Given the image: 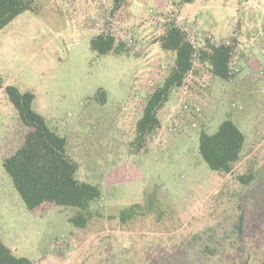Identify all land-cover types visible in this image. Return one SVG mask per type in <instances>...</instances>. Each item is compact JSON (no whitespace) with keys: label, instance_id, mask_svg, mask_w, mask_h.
Wrapping results in <instances>:
<instances>
[{"label":"rangeland","instance_id":"rangeland-1","mask_svg":"<svg viewBox=\"0 0 264 264\" xmlns=\"http://www.w3.org/2000/svg\"><path fill=\"white\" fill-rule=\"evenodd\" d=\"M239 1L238 9V0H196L191 37L238 32L236 74L191 73L140 152L132 148L138 122L176 62L155 38L169 19L187 24L162 10L165 0H129L117 11L114 0H30L1 29L0 238L16 255L34 264H264V0ZM103 31L127 41L130 54L93 50ZM247 48L255 78L238 65ZM7 85L34 93L33 108L66 138L78 177L100 187L87 227L70 220L74 207L30 210L15 187L4 159L26 126ZM225 119L246 137L229 174L200 153L202 130L215 133Z\"/></svg>","mask_w":264,"mask_h":264},{"label":"trees","instance_id":"trees-1","mask_svg":"<svg viewBox=\"0 0 264 264\" xmlns=\"http://www.w3.org/2000/svg\"><path fill=\"white\" fill-rule=\"evenodd\" d=\"M170 1L175 8H180L195 0ZM128 2L114 0V9L117 11ZM30 7V0H0V31ZM155 42H159L164 50L174 51L176 62L164 83L149 97L144 115L138 122L137 136L132 142V148L137 152L146 150L150 136L161 127L158 111L175 88L185 85L190 74L195 71L196 63L206 65L213 76L229 79L237 72L234 61L242 51L238 49L236 36L220 41L206 37L202 45L197 47L189 32L175 19L166 21L164 32L155 38ZM91 47L101 55L131 52L127 41L118 40L110 31L96 35L91 41ZM3 83L0 75V87ZM5 91L26 126V136L18 148L4 159V167L27 208L44 212L58 205L74 207L77 211L70 220L78 227H87L97 215L91 206L101 198L100 187L78 177L79 164L68 155L66 138L53 130L46 118L33 108L34 93L21 91L15 85H7ZM245 141L244 132L233 120L225 119L215 133L202 130L200 153L211 169L229 174L244 156ZM242 224L241 217L237 228L241 230ZM0 264L34 262L16 255L0 238Z\"/></svg>","mask_w":264,"mask_h":264},{"label":"crops","instance_id":"crops-1","mask_svg":"<svg viewBox=\"0 0 264 264\" xmlns=\"http://www.w3.org/2000/svg\"><path fill=\"white\" fill-rule=\"evenodd\" d=\"M195 1L193 3L184 4L180 8H175V6L172 5L170 0H165V2L159 3L162 10H166L167 12L168 11L169 12L176 11L175 16H176L177 20H182V18L186 20L187 24H184V23H181V24H183V27L189 32L190 37H192V35H193V30H194L193 28L196 29ZM243 1H244V3L249 4V5H252L253 3H255V0H243ZM239 3H240V1L238 0V9H239ZM178 24H180V23H178ZM189 27H192L191 31H190ZM237 35H238V32L233 33V34L231 33V35H228V36H224L220 33H217V34L211 33V34H203L202 38H199V39L198 38H195V39L192 38V39L196 42V45L198 47H200L202 45V43L204 42V40L206 39V37H210L214 41H219L222 38L228 39L231 36H237ZM251 54H253V52L250 49H248V48L245 49L242 52V58L238 62L239 63L238 65L240 66V68L243 65H247L248 70H249L248 74H253V78H255V77L259 76V74L254 72V68L251 66L253 63V59H255V58L250 59ZM206 67H207L206 65L196 63L194 72H197L199 69L206 68Z\"/></svg>","mask_w":264,"mask_h":264},{"label":"built area","instance_id":"built-area-1","mask_svg":"<svg viewBox=\"0 0 264 264\" xmlns=\"http://www.w3.org/2000/svg\"><path fill=\"white\" fill-rule=\"evenodd\" d=\"M243 40L242 39H238V49L239 50H243L244 49V44H243ZM187 107V106H186ZM199 111V109H196V111L195 112H198Z\"/></svg>","mask_w":264,"mask_h":264}]
</instances>
